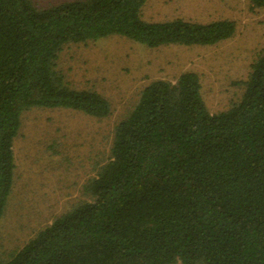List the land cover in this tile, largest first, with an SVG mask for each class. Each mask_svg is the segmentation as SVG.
I'll list each match as a JSON object with an SVG mask.
<instances>
[{
  "label": "trees",
  "instance_id": "obj_1",
  "mask_svg": "<svg viewBox=\"0 0 264 264\" xmlns=\"http://www.w3.org/2000/svg\"><path fill=\"white\" fill-rule=\"evenodd\" d=\"M263 8L264 0H249ZM147 0H0V225L15 183L14 141L32 108L95 118L111 103L57 69L70 43L126 37L151 48L213 45L236 23L143 19ZM240 99L212 113L200 77L146 85L115 127L84 199L0 264H264V49Z\"/></svg>",
  "mask_w": 264,
  "mask_h": 264
},
{
  "label": "rangeland",
  "instance_id": "obj_2",
  "mask_svg": "<svg viewBox=\"0 0 264 264\" xmlns=\"http://www.w3.org/2000/svg\"><path fill=\"white\" fill-rule=\"evenodd\" d=\"M33 1L44 8L73 0ZM142 16L151 22L229 19L236 30L213 45L151 48L113 35L63 46L57 69L73 87L106 97L111 113L102 119L69 108H32L22 114L14 141L15 183L0 225L1 258L7 259L57 216L87 199L84 185L108 161L115 127L146 85L196 72L212 113L228 109L242 96L241 81L264 49V7L249 0H147Z\"/></svg>",
  "mask_w": 264,
  "mask_h": 264
}]
</instances>
